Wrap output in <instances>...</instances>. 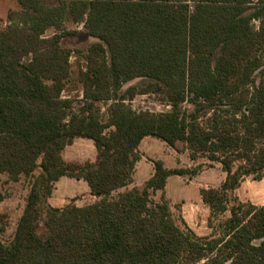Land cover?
<instances>
[{
	"label": "trees",
	"instance_id": "1",
	"mask_svg": "<svg viewBox=\"0 0 264 264\" xmlns=\"http://www.w3.org/2000/svg\"><path fill=\"white\" fill-rule=\"evenodd\" d=\"M17 2L0 24V174L29 178L30 189L13 238L0 241V264H264V205L229 197L245 177H264V0ZM66 22L97 39L78 69L77 110L62 97ZM49 28L58 32L46 37ZM156 91L169 110L126 103ZM145 136L221 164V185L200 189L209 234L181 226L164 195L150 198L186 169L155 159L142 187L113 194L132 182ZM77 137L93 141L94 161L63 159ZM61 176L85 180L98 199L50 205Z\"/></svg>",
	"mask_w": 264,
	"mask_h": 264
},
{
	"label": "rangeland",
	"instance_id": "2",
	"mask_svg": "<svg viewBox=\"0 0 264 264\" xmlns=\"http://www.w3.org/2000/svg\"><path fill=\"white\" fill-rule=\"evenodd\" d=\"M260 0H254L257 2ZM18 8L17 0H0V24L7 23V15L10 10ZM257 24V21H254ZM65 30L68 33L62 38V45L72 50L70 63V76L66 86L62 91V97L70 98L72 106L77 110L82 105V84L78 79V69L85 66L83 52L97 39L87 35L80 23L66 22ZM58 32L54 28H49L44 36H50ZM138 79H133L124 84L123 89L136 84ZM110 103V102H109ZM126 103L136 111L149 110L160 112L170 109V105L163 100L159 91L152 93L136 94ZM101 116L105 118V104H101ZM189 110L193 108L190 103H183ZM109 128L106 129V132ZM151 146V147H150ZM145 149H141L140 154L148 160V155L152 159H163L169 169L182 168L190 171L187 174H172L169 176L163 190H149L151 200L157 202L164 195L169 201L173 215L182 226L184 220L186 224L199 236L209 234L212 229L208 226V216L210 210L202 202L200 189L217 188L224 181L226 173L222 170L221 164L211 161L206 156L199 155L196 158L190 157V151L184 142H177L175 147H171L164 142L158 141L156 144H146ZM148 148H151L150 151ZM93 142L87 138H76L73 143L66 146L63 155L65 160L84 161L92 160L95 157ZM147 156V157H146ZM36 170L35 173H38ZM145 183V182H144ZM144 183L138 187H142ZM134 184L119 188L113 192L124 191L133 187ZM30 189L29 178L22 176L17 181H12L5 173L0 174V241L8 243L14 236L18 219L23 211L27 194ZM230 203L250 202L255 205H264V177L260 180L252 176L245 177L240 185L229 192ZM98 199L91 191L87 182L83 179L62 176L53 183L52 193L48 198L49 204L57 207L67 205L84 206L91 204ZM228 212L225 213L227 215ZM220 216L219 218H221ZM216 222V220H214ZM190 224V225H189Z\"/></svg>",
	"mask_w": 264,
	"mask_h": 264
},
{
	"label": "crops",
	"instance_id": "3",
	"mask_svg": "<svg viewBox=\"0 0 264 264\" xmlns=\"http://www.w3.org/2000/svg\"><path fill=\"white\" fill-rule=\"evenodd\" d=\"M77 138H80V137H77ZM83 138V137H81ZM76 139V138H75ZM88 139V138H87ZM91 140V139H90ZM74 141V140H73ZM158 141H161V142H164L158 138H155V137H152V136H145L144 138H142V140L140 141L139 145H138V151L141 152V149H145L144 146H146V144H156L158 143ZM93 142V141H92ZM73 143V142H72ZM71 143V144H72ZM165 143V142H164ZM166 144V143H165ZM168 145V144H167ZM68 146V145H67ZM94 146V144H93ZM151 147V146H150ZM65 149V148H64ZM63 149V151H64ZM95 149V147H94ZM151 148H148V150L150 151ZM63 151H62V157L63 159L65 160L64 158V155H63ZM139 152V154H140ZM95 157L94 159L92 160H89V161H94L96 159V149H95ZM148 160L146 161L145 160V156L141 155L140 154V157L139 159L135 162V165H134V171H133V175H132V184H134V186H140L142 185L147 179H149L153 172H154V167H153V160L151 158V155H148ZM147 157V156H146ZM162 160L163 164H164V167H166V163L163 159H160ZM67 162H71V163H83L87 160H84V161H75V160H65ZM167 168V167H166ZM169 169V168H167ZM171 176V175H170ZM62 177V176H61ZM60 177V178H61ZM70 178H74V177H70ZM169 178V176H168ZM168 178H167V181H168ZM76 179V178H75ZM59 180V179H58ZM166 181V183H167ZM129 185V184H128ZM166 186V185H165ZM165 188V187H164ZM202 200V199H201ZM203 202V201H202ZM49 203V201H48ZM204 203V202H203ZM190 225V224H189ZM191 227V226H190Z\"/></svg>",
	"mask_w": 264,
	"mask_h": 264
}]
</instances>
